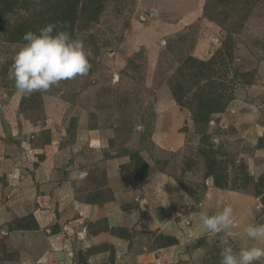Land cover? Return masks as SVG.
Here are the masks:
<instances>
[{"label":"rangeland","instance_id":"1","mask_svg":"<svg viewBox=\"0 0 264 264\" xmlns=\"http://www.w3.org/2000/svg\"><path fill=\"white\" fill-rule=\"evenodd\" d=\"M53 1L10 0L0 22V264H220L201 211L234 208L236 248L264 223V0H80L90 72L24 96L13 31L52 23ZM195 61L213 70L180 74Z\"/></svg>","mask_w":264,"mask_h":264},{"label":"clouds","instance_id":"2","mask_svg":"<svg viewBox=\"0 0 264 264\" xmlns=\"http://www.w3.org/2000/svg\"><path fill=\"white\" fill-rule=\"evenodd\" d=\"M25 43L15 53L8 70V78L14 81L16 90L31 96L58 87L62 81L86 76L91 70L89 53L84 42L74 38L66 25L49 23L37 32L24 34ZM200 227L207 234H222L220 264H264V223L252 220L237 234L236 248L227 237L236 227L234 208L226 204L210 214L201 211Z\"/></svg>","mask_w":264,"mask_h":264},{"label":"trees","instance_id":"3","mask_svg":"<svg viewBox=\"0 0 264 264\" xmlns=\"http://www.w3.org/2000/svg\"><path fill=\"white\" fill-rule=\"evenodd\" d=\"M80 0H67L66 1V11L62 12V15L60 16L59 19H56L55 17V13L57 12V9H59L61 7V5H57L56 4V0H54L53 2L50 3V6H48L47 10L49 11H53L54 14L52 13V15L54 16V18L52 19V23H58L60 25H66L67 26V30H69L71 33L73 31L74 28V22L71 18V15L76 7V5L78 4L77 2H79ZM12 4H10V0H0V22L3 19V17H5L8 13H12L14 11V7L11 6ZM44 27V26H43ZM40 28H42V26H36L33 24L32 21H25L23 23H21L19 26H17L14 31H13V35H14V39L19 40V41H23V36L26 32L28 31H38ZM2 31V29H1ZM7 30L4 29L2 31V34L7 33ZM10 37V36H9ZM220 63V62H219ZM223 63V62H222ZM194 64H196L195 62H188V63H184V66L181 67L179 69L180 74L182 75L184 71V67L185 68H192V69H197L196 70V75L200 76L202 73L203 75H208L210 73V71L213 70V65L214 62H203L200 66H195ZM182 70V71H181ZM216 70V69H215ZM194 71L190 72V75L193 73ZM187 75V74H186ZM213 86V83H212ZM181 87H177V89H180ZM178 95V94H176ZM195 95V94H194ZM209 93L205 92L203 90L202 92H196V100L199 101L202 99V102L200 103V109L203 110V123L208 122L209 120V115L216 112V111H220L221 112V108H217L214 106L215 102H214V98H211L208 96ZM206 97H208L207 99H205ZM177 99L180 100L181 97L177 96ZM134 168H135V172H134V179L137 183H140L141 181H143L146 177H147V173L149 170V166L147 164L146 161H144V159L139 155V154H135L134 155ZM213 171L211 169H209V172L207 173V175L212 174ZM92 253V250L88 249L87 254L90 255Z\"/></svg>","mask_w":264,"mask_h":264},{"label":"built area","instance_id":"4","mask_svg":"<svg viewBox=\"0 0 264 264\" xmlns=\"http://www.w3.org/2000/svg\"><path fill=\"white\" fill-rule=\"evenodd\" d=\"M144 19V18H143Z\"/></svg>","mask_w":264,"mask_h":264}]
</instances>
